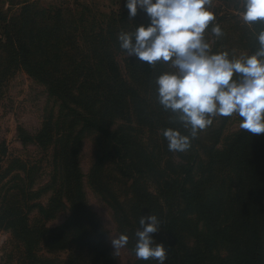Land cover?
Instances as JSON below:
<instances>
[{"label": "trees", "instance_id": "1", "mask_svg": "<svg viewBox=\"0 0 264 264\" xmlns=\"http://www.w3.org/2000/svg\"><path fill=\"white\" fill-rule=\"evenodd\" d=\"M31 7L25 2L19 17L24 16L23 26L34 29H24L9 19L2 26L4 36H0V48L7 52L6 75L11 67L22 66L51 90L61 102L62 112L76 125L57 132L60 138L56 140L58 156L65 166V198L70 219L59 228L48 230L45 224L30 226L28 218L21 213L6 218L7 209L1 207L0 225L11 233L19 264H117L108 233L82 192L83 174L78 159L80 136L85 131L95 133L120 157L123 155L120 145L127 152L130 145L119 139L118 131H110V126L113 119L126 113L131 112L142 127L148 128L153 123V128L165 126L181 131L178 123L168 126L170 118L156 121L152 118L158 104L157 93L148 94L147 90H150L151 79L158 74L157 68L149 67L134 56L125 58L126 80L116 61L118 55L125 54L119 47L118 35L134 31L140 25L147 26L148 17L139 8L137 15L129 19L127 9L111 10L106 15L83 6L74 11H43L41 16L52 25L36 27L33 20L28 19L29 13L37 16L38 11ZM250 28L252 37H247V56L258 50L257 36L264 30V24L257 22ZM21 32H25L23 36ZM68 102L75 108H70ZM184 134L188 133L184 130ZM54 136L53 126L46 124L33 139L21 138L46 148ZM195 144L196 139L191 141V154L179 164L172 162L173 153L168 151L165 167L176 176L163 183L160 200L140 188L135 192V203L129 212L135 224L130 222L128 230L134 238L141 216H156L160 224L158 244L167 250L164 264H264V134L252 136L241 130L224 149L214 147L213 156L198 180L194 179L198 167ZM156 148L157 144L153 151ZM143 157L146 161L154 159ZM163 160H153L156 167L152 165V170L158 171L160 176L164 175L160 168ZM120 166L121 174L129 177L124 170L125 163ZM130 167L137 170L135 175L139 178H147V172L138 170L135 164ZM220 173L224 175L218 181ZM19 196L23 199L24 193L20 192ZM61 205L58 200L56 209ZM52 208L50 205L41 214L46 218ZM194 215L196 219L189 221L188 217ZM188 222L189 226L184 227ZM185 232L194 239L192 247H188L183 237ZM40 243L45 253L70 247V254L55 262L36 250ZM219 251H223L224 256H220ZM150 261L139 260L136 264Z\"/></svg>", "mask_w": 264, "mask_h": 264}, {"label": "rangeland", "instance_id": "2", "mask_svg": "<svg viewBox=\"0 0 264 264\" xmlns=\"http://www.w3.org/2000/svg\"><path fill=\"white\" fill-rule=\"evenodd\" d=\"M25 2L28 7L33 6L31 9L38 11L37 16L34 13L27 15L30 17L28 19L33 20V24L39 27L52 25L51 21L41 16V13L46 10L74 11L83 6H89L108 15L111 10H126L127 0H0V13L3 17L0 20L1 38L4 36L2 26L9 19H13L17 26H23L24 16L19 17V15ZM238 2L240 0H212V7L209 10L216 16L215 24L221 28L224 36L220 39L213 38L210 34L213 25L209 26L205 38L211 44V54L227 52L230 59L248 55L247 37L249 35L252 37V32L251 28L245 26L242 21L241 9L243 8L237 7ZM23 27L24 29L32 28L31 26ZM24 33L21 32L22 36ZM125 58H127L125 54L118 55L116 61L121 75L127 80L123 61ZM6 68L7 52L0 48V208L7 209L5 210L6 218L21 213V216L28 218L30 226L45 224L48 230L59 228L70 219V212L69 203L65 198V166L58 156L56 140L60 136L57 132L76 125L70 122L71 119L65 115V112H62L61 102L54 97L45 84L30 76L22 66L11 67L7 75ZM155 68L158 74L151 79L148 94L157 93L155 80L161 74L174 71L168 65L160 63H157ZM68 105L70 108H75L69 102ZM154 112L152 118L155 121L161 118L168 119L171 116V113L164 111L159 104L156 105ZM157 114L159 116H156ZM112 122L110 131L119 132V139L129 143L130 152L120 145L123 155L119 157L120 154H115L113 148H107L106 142L98 138L95 133L83 132L80 136L78 157L79 168L83 174L82 192L86 203L108 233V242L116 257V263L136 264L139 260L136 259L133 251L134 244L137 242L135 233L142 229L139 226L136 227L134 238L132 232L128 230L130 222L135 224L132 214V217L129 215L130 207L135 203L134 194L139 188L148 192L155 200H160L163 183L170 177L176 176L170 168L165 167L168 162L166 160L169 159L167 157L169 150L162 131L169 127L153 128V123L148 128L142 127L137 124L139 122L136 123L131 112L130 115L126 113L125 116L113 119ZM240 122V118L235 115L230 118L218 117L214 119L210 127L198 132L195 144L196 166H198L195 171V180L200 179L201 173H204L203 170L213 156L214 147L218 150L224 149L241 131ZM46 124L53 126V135L55 134L53 142L48 147L42 148L22 140L21 137L33 139ZM78 129L79 127L76 130ZM177 131L185 135L182 127L181 131L179 128ZM156 144L158 148L153 151ZM172 153V162L179 164L188 158L191 151ZM143 156L154 157V159L146 161ZM159 159H164L160 167L164 173L162 176L158 171L152 170V165L156 167L154 161L158 162ZM100 160L101 163H98ZM123 162L124 170L128 171L129 177L122 175L119 171L120 164ZM131 164H135L138 170L147 172V178L136 176L137 170H133L130 167ZM228 169L231 173L230 168ZM223 175L220 173L217 176L218 181H221L220 178ZM20 192L24 193L23 199L19 196ZM58 200H61L62 205L56 209ZM50 205L53 206V210L45 218L41 212L48 210ZM32 206L36 207L29 210ZM143 217L147 216L142 215L141 218ZM188 219L192 222L196 217L194 215ZM188 226L189 222L184 227ZM120 235L128 237V244L116 252L111 240ZM183 237L187 240L188 247H192L194 239L186 232ZM152 239L159 243L157 233L152 235ZM41 244L36 247V250L55 262L65 259L70 254V247L45 253ZM218 254L224 256L225 253L219 251ZM0 264H19L16 245L11 242V233L2 225H0ZM149 264H158V262L151 260Z\"/></svg>", "mask_w": 264, "mask_h": 264}, {"label": "clouds", "instance_id": "3", "mask_svg": "<svg viewBox=\"0 0 264 264\" xmlns=\"http://www.w3.org/2000/svg\"><path fill=\"white\" fill-rule=\"evenodd\" d=\"M125 7L129 19L139 8L149 20L147 26L118 35L126 57L134 56L149 67L160 63L174 70L155 80L158 104L171 113L170 123L180 124L188 133L162 131L170 152L188 151L198 132L218 117L238 116L241 130L252 136L264 134V30L257 36L259 48L253 55L230 59L227 52L211 54L205 38L210 25L213 38L224 36L209 10L212 0H127ZM237 7L243 8L245 26L264 24V0H240ZM139 227L142 230L135 233L133 249L136 259L164 264L167 250L152 239L160 230L156 216L140 218ZM111 244L119 252L128 237L120 235Z\"/></svg>", "mask_w": 264, "mask_h": 264}]
</instances>
